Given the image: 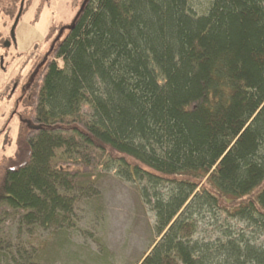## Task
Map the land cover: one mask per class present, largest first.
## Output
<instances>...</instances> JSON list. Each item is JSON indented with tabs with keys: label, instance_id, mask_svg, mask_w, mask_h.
I'll use <instances>...</instances> for the list:
<instances>
[{
	"label": "trees",
	"instance_id": "trees-1",
	"mask_svg": "<svg viewBox=\"0 0 264 264\" xmlns=\"http://www.w3.org/2000/svg\"><path fill=\"white\" fill-rule=\"evenodd\" d=\"M35 66L13 99L26 151L0 161L13 163H0V208L66 227L69 180L84 173L54 150L89 149L84 172L120 163L155 211L159 239L136 264H264V0H209L201 13L188 0H83ZM214 211L252 238L227 228L221 243L195 240L197 216Z\"/></svg>",
	"mask_w": 264,
	"mask_h": 264
},
{
	"label": "rangeland",
	"instance_id": "rangeland-1",
	"mask_svg": "<svg viewBox=\"0 0 264 264\" xmlns=\"http://www.w3.org/2000/svg\"><path fill=\"white\" fill-rule=\"evenodd\" d=\"M20 1L11 17L7 15L11 1L0 0V33L5 39L0 45V55L9 68L6 73L0 68V89L9 76H16V68H23L22 75L36 68V61L46 56L52 45L65 35L83 0H23L14 29L15 42L5 46ZM208 1L188 0V4L194 12L201 13ZM156 73L163 83L161 73L157 70ZM13 99V96L0 99V161L4 156L12 157L13 153L21 159L26 151L24 127L18 118L21 112L17 108L11 113ZM81 106L90 118L91 104L84 102ZM8 127L12 141L4 146L3 135ZM83 152L91 153L89 149L68 151L64 145L54 150L53 162L67 163L70 169L84 173L69 180L74 190L66 227L44 228L37 223H26L25 211L0 208V264H136L152 242L159 239L155 232V211L142 198L138 183L128 180L123 166L108 158L90 164L87 173L84 172L78 165L84 162ZM0 163L2 166L13 164L12 161ZM160 191L167 194L166 187ZM214 212L197 216L195 240L221 243L227 228L235 236L244 232L252 238L253 229L248 222ZM256 237L257 244L264 243V238Z\"/></svg>",
	"mask_w": 264,
	"mask_h": 264
},
{
	"label": "flooded vegetation",
	"instance_id": "flooded-vegetation-1",
	"mask_svg": "<svg viewBox=\"0 0 264 264\" xmlns=\"http://www.w3.org/2000/svg\"><path fill=\"white\" fill-rule=\"evenodd\" d=\"M2 68V70L6 73L8 72L9 68L5 66L3 60H2V56L0 55V68ZM19 68H16L15 71L16 72V76L11 75L8 78V81L5 83L6 87L4 89V86L0 89V97L1 98H5L7 96V99L9 97H14V101L18 100L20 97V94L25 92L28 88V81L27 78H30L29 74L26 73L25 75L21 74V71L23 70V68L21 67L20 70H18ZM9 84L10 86V90L8 92H6L7 90V85ZM11 84V85H10Z\"/></svg>",
	"mask_w": 264,
	"mask_h": 264
},
{
	"label": "water",
	"instance_id": "water-1",
	"mask_svg": "<svg viewBox=\"0 0 264 264\" xmlns=\"http://www.w3.org/2000/svg\"><path fill=\"white\" fill-rule=\"evenodd\" d=\"M23 2H24L23 0L20 1L19 9H18L17 14L15 16V19L13 21V24H12V26L10 28V38H11V40H6L5 41V44H4L5 46H9L10 43H11V41L12 42H15L14 29H15V26H16L18 20H19V17H20L21 11H22V7H23Z\"/></svg>",
	"mask_w": 264,
	"mask_h": 264
}]
</instances>
